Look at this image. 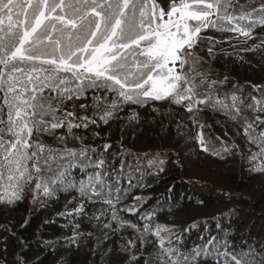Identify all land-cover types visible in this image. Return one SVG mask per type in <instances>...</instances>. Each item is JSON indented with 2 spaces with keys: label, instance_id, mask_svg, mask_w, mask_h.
Masks as SVG:
<instances>
[{
  "label": "snow or ice",
  "instance_id": "1",
  "mask_svg": "<svg viewBox=\"0 0 264 264\" xmlns=\"http://www.w3.org/2000/svg\"><path fill=\"white\" fill-rule=\"evenodd\" d=\"M258 26L264 27V0H0V203L13 205L29 189L33 204L42 203L41 196L52 198L58 189H75L82 200L99 197L109 206L111 221L118 228H132L141 243L154 236L158 264H198L201 258L215 264H255L251 254L229 253L227 244L221 246L215 237L202 238L185 255L173 246L174 238L179 240L174 228L145 222L141 229L124 221L118 212H135L138 205L118 210L120 189L105 182L109 175L105 160H92L86 146L69 148L66 139L82 140L74 129L97 125V118L107 124L126 104L143 107L150 101H168L183 104L189 112L196 105H207L239 119L244 135L259 149L252 160L264 158V95L252 96L246 106L235 91L221 95L217 85L222 82L209 78L211 69L193 51L207 41L208 54L213 55L221 41L201 35L208 29L234 33L246 44ZM259 39L244 50H261L264 37ZM89 91L91 105L80 103L79 108L91 107L93 115L77 116L76 101L87 100ZM245 107L253 113L251 119L243 114ZM128 119L136 120V113ZM62 128L66 132L57 135ZM45 135L64 147L45 145L41 139ZM196 139L203 151L210 150L202 132ZM229 150L222 146L223 152ZM159 165L162 171L163 160ZM124 166L122 161L119 171L113 169L117 181ZM77 167L97 170L77 181L71 176ZM257 168L264 172V163L253 170ZM84 207L81 203L75 211L83 213ZM151 216L148 212L141 219ZM79 235L74 233L73 241ZM17 239L23 247L24 241ZM128 246L134 248V240ZM145 264L152 260L145 259Z\"/></svg>",
  "mask_w": 264,
  "mask_h": 264
},
{
  "label": "trees",
  "instance_id": "2",
  "mask_svg": "<svg viewBox=\"0 0 264 264\" xmlns=\"http://www.w3.org/2000/svg\"><path fill=\"white\" fill-rule=\"evenodd\" d=\"M240 3H245V0H240ZM241 23L246 24L247 21ZM201 35L221 41L215 44L212 56L208 54L207 41L205 45L198 43L193 50L203 58L204 66L211 69L209 78L222 82L221 85H217V91L221 95L235 91L243 96L245 106L252 103L250 99L252 96L260 98L264 95V46L256 52L244 50L260 43L259 38L264 37V27H256L254 38L248 40L246 44L244 37L237 38L234 33H220L208 29ZM224 59L226 62L233 59L231 66L239 67L240 70L247 69L245 72L250 77L246 80L241 78L243 81L235 79L227 73L228 68H223L221 61L219 62L222 67L218 63L220 68H217V60ZM92 95L93 93L89 91L87 100L76 101L77 116L92 117L91 107L87 111L79 109L80 103L91 105ZM228 102L230 103V99ZM186 103L187 101L184 102ZM67 107L71 109V102H68ZM153 108L162 109L176 118L184 129L193 130L190 138L192 143L190 152L193 156L224 163L223 175L229 186L226 192L217 190L209 182L201 181L198 176L186 175L187 171H184L183 167L176 169V166L169 162L176 163L177 157L170 156L168 151L152 149L147 153H140L112 138L111 131L110 135L106 136L98 131L92 132L97 126L100 129L99 124L89 125L87 129H74V134L83 139L68 137L66 141L75 142L66 144L69 148L76 149L82 145L86 146L90 149L88 156L92 160H105V169L109 173L104 177L105 182L120 189L121 201L117 204V209L138 205L135 212H118L124 221L141 229L145 222L153 227L155 224H162L174 228L179 240L176 241L174 238L173 246L185 255L200 245L202 238L215 237L221 246L227 244V252L236 253L238 257L241 253L251 254L249 258L254 260L255 264H264V214L257 212V208L249 209V196L246 195L248 190H252L249 184L253 180L260 178L264 181V172L258 168L253 170L264 163V158L252 160V154L257 153L259 149L244 135L242 121L233 120L222 111L212 110L207 105H196L193 111L189 112L183 104L176 105L168 101H150L143 107L126 104L116 113L114 120L125 122L124 127H127L145 117L141 112L143 109L151 112ZM129 113V116L136 113L137 119L129 121ZM175 113L180 118L176 117ZM148 114L152 115L149 118H154L153 114L149 112ZM202 114L220 116L226 124L220 126L218 123V127L217 124L203 126L197 121ZM243 114L250 119L253 117V113L246 107ZM98 121L97 118V123ZM191 121L195 123L192 128L189 126ZM88 131L92 134L87 133ZM56 132L57 135L64 134L66 129H58ZM201 132L208 141L209 151H203L196 139L197 134ZM41 139L45 145L53 148L64 147L55 137L45 135ZM106 144L111 147L106 148ZM223 145H227L230 150L223 152ZM213 150L221 151V154L215 155ZM172 154L177 153L173 151ZM160 160H163L162 171L158 170ZM122 161L125 165L124 175L117 181L113 169L119 171ZM96 170L93 168L82 170L77 167L71 170V176L79 181L87 179V175ZM129 173L132 177L131 182ZM104 194H107L106 189ZM262 195L264 196V192ZM136 197H141L142 200L137 202ZM40 199L42 203L33 204L32 191L29 189L24 193L23 199L13 205L0 203V252L14 251L9 259L2 254L0 264H20V259L23 260V264H145V259L149 258L152 264H158L156 255L159 245L156 238L149 235L145 242L141 243L132 228L127 225L118 228L117 224L111 221L110 212H106L109 206L101 203L99 197L89 202L82 200L75 189H58L52 198L45 199L41 196ZM81 203L85 205L84 212L77 213L75 210ZM193 206L202 207V211L197 214L191 212L186 217L178 218L179 213ZM102 211L105 214H101ZM148 212L152 213L150 219L142 220L141 217ZM105 224H111V227L105 228ZM74 233L81 234L76 241H73ZM89 233L91 235H88ZM17 237L24 241L23 247ZM129 240H134V248L128 246ZM198 264L215 262L212 259L201 258Z\"/></svg>",
  "mask_w": 264,
  "mask_h": 264
},
{
  "label": "rangeland",
  "instance_id": "3",
  "mask_svg": "<svg viewBox=\"0 0 264 264\" xmlns=\"http://www.w3.org/2000/svg\"><path fill=\"white\" fill-rule=\"evenodd\" d=\"M205 44L206 41L204 42V45ZM202 55L205 56L204 54ZM217 61V68L222 67L221 62H223V68H228L226 69L227 73L239 81H243L241 78L246 80L250 77V75L245 72L247 69L240 70L238 69L239 67L231 66L233 64V59H229L227 62L225 59ZM218 63L220 64V67L218 66ZM75 111L78 112L77 108ZM141 112L145 117L139 119L138 122L134 121L127 127H124L125 122H120L121 120L115 122L114 119L116 118L110 119L107 124L99 120L97 124H99L100 129H98L97 126L92 132L98 131L101 132L102 135L106 136L111 131L113 133V135L111 134L112 138L124 143V146L132 148L133 150L140 153H147L148 150L152 149L168 151L170 156L177 157V159H175L177 160L176 163L169 162L172 165L174 164L173 166H176V169H179L180 167H183V169L185 168L184 171H187L186 175L198 176V179L209 182L217 190H223L226 192L229 189L226 177L223 175V171H225L224 163H219L216 160L210 158L193 156L191 154L190 150L192 149V143L190 142V138H192L193 130L188 131L184 129L183 125L177 122L176 118L174 119L172 115L163 112V110L160 108L157 111L151 112L143 109ZM148 112L154 115L153 119L149 118L152 115H149ZM175 114L176 117L180 118L177 113ZM129 115L130 113L128 116ZM197 121L203 126L207 124H217L218 127L219 124L220 126L226 124L222 117L210 114L200 115ZM143 122L145 123L143 124ZM140 124L143 125L141 126ZM194 124L195 123L191 121L189 126L192 128L194 127ZM113 126L114 128L111 129ZM87 133L92 134L91 131H88ZM75 136H78V134H75ZM66 142L73 144L75 141ZM173 151H176L177 154H172ZM183 155L188 156L184 157ZM249 185L252 186V190H248L246 193V195L249 196V209L257 208V212L264 214V196L262 195L264 192L263 179H255ZM201 211L202 207L200 208V206H193L190 209L179 213L178 218L186 217L191 212L193 214H197ZM13 253V250H8L2 253L0 252V256L4 254L7 259H9L10 255Z\"/></svg>",
  "mask_w": 264,
  "mask_h": 264
},
{
  "label": "clouds",
  "instance_id": "4",
  "mask_svg": "<svg viewBox=\"0 0 264 264\" xmlns=\"http://www.w3.org/2000/svg\"><path fill=\"white\" fill-rule=\"evenodd\" d=\"M259 41H260V39H259Z\"/></svg>",
  "mask_w": 264,
  "mask_h": 264
},
{
  "label": "water",
  "instance_id": "5",
  "mask_svg": "<svg viewBox=\"0 0 264 264\" xmlns=\"http://www.w3.org/2000/svg\"><path fill=\"white\" fill-rule=\"evenodd\" d=\"M158 2H159V0H158Z\"/></svg>",
  "mask_w": 264,
  "mask_h": 264
}]
</instances>
